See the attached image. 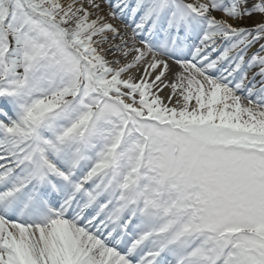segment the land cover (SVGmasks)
Listing matches in <instances>:
<instances>
[{"label":"bare ground","instance_id":"obj_1","mask_svg":"<svg viewBox=\"0 0 264 264\" xmlns=\"http://www.w3.org/2000/svg\"><path fill=\"white\" fill-rule=\"evenodd\" d=\"M87 1L92 2L91 4L95 1L98 2L97 0ZM187 1L200 14L210 18L211 23L208 28L213 29V25L224 27V31L213 29L214 34L217 33V36L223 35L226 31H230L229 33L243 31V36L239 42L234 43L235 46H239L245 40V42L249 43L236 52V56L243 57L242 69L250 68L246 77L251 85L248 92L243 94V96L236 94L234 90L219 86L209 78L203 79L193 72L190 73L195 77L191 80L186 72L188 67L185 64L168 59L162 61L157 55L150 53L140 45V37L136 33L137 28H134L132 24L129 25V29L124 27L119 29L117 27L119 23L115 20L112 22L110 15L104 13L102 8H99L98 12L96 11V16L91 17L94 12L85 0H52L53 3L50 7L61 13L59 14L60 16L65 15L68 19L77 18L84 14L81 18L84 19L86 24L81 28V31L79 30L78 36H83L82 39L85 41H88L90 36L97 38L96 41L88 44L86 48L87 52H92L93 54L91 61L95 64L97 63L98 68L101 66V69L105 72L112 70L116 73L118 71L115 75L109 77L110 80H105L106 83L110 84L111 91H119V88H123V95L127 100L132 98L140 102L144 99L148 100V106L156 105L155 114L162 110L170 113L173 118H179V116L183 115L182 121L189 117L190 120L204 126L206 134L210 136L226 130L227 133L233 134L236 139H251L264 146V57L263 51H261L264 48V36L254 40L251 39V30L256 29L257 32H261V29H264V19L261 20L264 14L253 16L254 18L252 17L249 21H235L234 23L233 19H222L218 13L200 10L203 9V5L199 4V2ZM255 7H258L257 0H244L240 8L253 12ZM260 12H262V9H260ZM256 17H258L257 20ZM138 18L139 16L135 15L134 20L138 21ZM90 24L92 25L90 26ZM86 29L90 30L89 35L84 32ZM120 33L124 38L123 44L114 47L108 54L103 53L110 44H105L100 41V38L107 37L106 39H108L111 37L114 41V36H118ZM233 35L235 36V34ZM228 41L229 39L224 42ZM132 43L134 45V53L131 49L123 46L131 45ZM247 47L251 50L254 49L252 50L251 58L245 52ZM115 51L117 54H115ZM138 53L144 57L142 59L136 58ZM228 53L230 54L231 52ZM133 60L135 66L132 71L124 73V78H128V81L130 80L134 86L133 78L137 75L135 82L146 85L145 88L140 87L142 91L139 89L132 91L130 87L126 89L118 85L123 80L127 81L126 79L120 81L121 73L119 72L127 62ZM142 60L143 62L139 63ZM152 63L155 64L154 70H143L144 66ZM164 69L165 72L159 71ZM210 89L215 90L216 93L210 92ZM146 108L148 109V107ZM159 121L155 124L156 129H160L165 123V121ZM30 217L33 218L34 216L30 215ZM60 227L65 229V226L60 225ZM43 232L39 231L35 235L42 237ZM16 233L20 244L26 246V238L17 230ZM45 236L51 237V233L44 232ZM63 240H65L64 237ZM61 246L64 247L65 243ZM66 250L72 252L71 248H66ZM54 261L59 263L60 258L54 257ZM29 263L34 264L33 260H30Z\"/></svg>","mask_w":264,"mask_h":264},{"label":"rangeland","instance_id":"obj_2","mask_svg":"<svg viewBox=\"0 0 264 264\" xmlns=\"http://www.w3.org/2000/svg\"><path fill=\"white\" fill-rule=\"evenodd\" d=\"M2 1L3 0H0V2H2ZM6 1H8V2L12 1V6L15 9H19L21 7V4L22 5L23 4L29 5L30 7L37 9L38 11H40L43 14L46 13L50 18L53 17L57 22L61 23L60 28H62V31L65 32L64 36H67V39L69 40V42H70V39H72V37L74 38L75 35L78 36L79 30L81 31V28L86 24L84 19L81 18V16H83L84 14L80 15L77 18H71V19H68L65 15L60 16L59 14H61V13L54 10L53 7L52 8L50 7L53 3L52 0H48V1L47 0H6ZM85 1L90 5L91 10L94 12V13H92L91 17L96 16V11L99 8H102V11L104 13L109 14L108 9L104 6H102V4H101V2H99V0H97L98 2H96V1L93 2V4H91L92 2H88L87 0H85ZM194 1H196V0H194ZM6 10H7V8L5 7V5H3V12H2V10H0V20L2 19V17L5 16ZM263 13L264 12H257V11L244 12L243 11L238 16L239 20L238 19L237 20L233 19V20H234V23H235V21L236 22H238V21H249V19H251L253 16H259V15H262ZM225 15L226 14L221 13L222 17H224ZM257 19H258V17H256V20ZM263 19H264V16L262 15L261 20H263ZM110 20L112 21V19H110ZM112 22H114V20ZM92 23H94V21H92ZM91 25L92 24H90V26ZM120 29H122V28H120ZM95 30H98V29H95ZM89 31L86 29L84 32H86L89 35ZM124 34L127 35L126 33H124ZM120 35H122V34L120 33ZM106 38L107 37L100 38V41H103L105 44H110V46L107 47L103 51V53L108 54V52L112 51L114 49V47L119 46V44L117 43L116 38L114 41L111 39V37H109L108 40ZM96 39L97 38L95 36H90V38L88 39V41L86 43L83 44L81 42H78V43H76V45H79L78 49H81V48L85 47V45L90 44L92 41H96ZM131 48H132V46L129 47V49H131ZM115 54H117L116 51H115ZM93 64H94L93 65L94 71L96 69V72H97L101 68V66H99L100 68H98L97 63L96 64L93 63ZM130 71L131 70L126 71V72H130ZM98 72H100L102 74L96 80V83L102 85L101 84V82H102L107 87H109L110 84L106 83L105 80H110L109 77L111 75L112 76L114 75V71L108 70V72L103 73V71L101 70ZM124 73L120 74L121 75L120 79H122V80L125 77ZM137 77L138 76L136 75L135 78H133V82H135ZM193 77H195V76L189 75V78H191V80ZM125 79L128 80V78H125ZM105 92H106V90H105ZM212 93H214V92L212 91ZM143 111L146 112L145 109ZM151 112L154 113V111H151ZM206 142L209 144H215V143L221 142V139H219V138H213L212 140L206 139ZM226 142H230V143L235 144L238 141L235 139H232V140H227ZM199 154L201 156L196 154L194 156V158H198L199 160H202V164L200 165V166H202V169H208L210 171L216 169V161L218 159L217 156H215L211 151H208V150H206L203 153H199ZM206 161H208V162H206ZM210 171L204 172L203 176L201 177V181H205L207 183H211L213 181L214 177L217 175V172L211 173ZM251 208H252V206H249V205L238 206V207H236V210H237L236 211V217L230 218L229 213H230L231 208L225 210L220 204H216L214 206H211L208 209V213H206V216L209 217L212 221L223 220L224 222L229 223V227L232 230H246L249 232L256 233L259 235V239H257L256 241L264 242V219H263V221H260V219L264 218V217L259 215L258 212H255V211L250 212ZM256 241L253 240L252 244H255Z\"/></svg>","mask_w":264,"mask_h":264}]
</instances>
